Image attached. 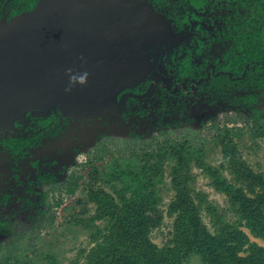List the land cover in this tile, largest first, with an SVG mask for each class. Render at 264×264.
I'll use <instances>...</instances> for the list:
<instances>
[{
	"label": "rangeland",
	"instance_id": "374dc122",
	"mask_svg": "<svg viewBox=\"0 0 264 264\" xmlns=\"http://www.w3.org/2000/svg\"><path fill=\"white\" fill-rule=\"evenodd\" d=\"M185 98L164 104L130 99L126 110L137 112L131 120L119 121V114L67 124L53 119L57 123L39 129L45 136L28 159H14L1 141L9 133L25 137L39 125L0 129V262L18 253L33 264L119 261L126 247L120 227L132 221L127 201L135 198L136 186L147 184L163 216L148 234L157 248H177L176 234L183 238L177 213H170L183 194L208 233L239 240L238 257L264 249V236L253 234L245 213L260 195L251 177L264 180V138L252 137L249 119L235 110L217 109L204 97L196 103ZM40 175L46 179L38 180ZM133 175L139 176L135 184ZM200 239L176 259L179 264H209Z\"/></svg>",
	"mask_w": 264,
	"mask_h": 264
},
{
	"label": "water",
	"instance_id": "95a60500",
	"mask_svg": "<svg viewBox=\"0 0 264 264\" xmlns=\"http://www.w3.org/2000/svg\"><path fill=\"white\" fill-rule=\"evenodd\" d=\"M175 38L146 0H39L2 17L0 126L14 129L28 113L44 117L55 108L77 120L120 113L134 96L124 91L153 69L156 47Z\"/></svg>",
	"mask_w": 264,
	"mask_h": 264
},
{
	"label": "trees",
	"instance_id": "16d2710c",
	"mask_svg": "<svg viewBox=\"0 0 264 264\" xmlns=\"http://www.w3.org/2000/svg\"><path fill=\"white\" fill-rule=\"evenodd\" d=\"M240 1L245 9L237 23L233 24L234 27L230 24L236 44V54L233 51L232 55H229V64L232 63L233 67H236L240 63L238 69L231 68L233 72L238 71L237 73L240 74L244 64L252 61L253 63L247 70L244 79L237 81L236 84H232L226 77L221 76L220 81H211L209 87L213 89L214 96L218 97L220 94L223 102L238 109L241 117L249 119L252 137L264 138V0ZM230 8L235 9V6L230 5ZM26 118L31 119L30 113L24 119L17 121L15 126H24ZM38 120L42 121L40 118ZM31 143V140L21 138L5 141V144L14 151H19L24 145ZM138 177L133 175L131 183L135 184ZM251 180L259 186L260 195H258L257 204L252 206L249 211L245 210V213L249 217L253 234L259 237V235L264 236V180L262 177H251ZM178 181L179 179L175 177L172 181L173 185H179ZM220 184L224 185L222 182ZM151 186L149 184L136 186L134 188L135 198L127 201L130 206L127 211L130 212L132 221L125 229L123 226L120 227L122 229L120 241L123 245L126 243L125 252L121 259H118L119 261H111L110 264H137L138 262V264H179V260L176 259L183 257V252L189 250L190 243L200 237L203 239H200L198 243L204 244L205 249L201 247V250L207 256L209 264H264V249L260 248L259 252L238 257L236 250L239 240L223 236L214 237L208 233L201 224L200 217L194 211L195 206L192 201L183 194L179 195L184 196V199L178 195V201L170 205V213H177L175 224L183 238L176 234L174 243L177 248L166 250L157 248L149 240L148 234L152 228L160 226L163 216L158 209V197ZM216 187L222 190L218 184ZM250 192H254V190L251 189ZM99 215L102 214L99 213ZM257 221L262 222L263 226L261 227ZM184 229V232L181 231ZM110 245L112 247L113 244L110 243ZM49 259L53 260V257L49 256ZM138 260H141L142 263ZM88 262H90L89 264H103L100 259H89ZM0 264H33V262L27 255L18 253L12 257H6Z\"/></svg>",
	"mask_w": 264,
	"mask_h": 264
},
{
	"label": "flooded vegetation",
	"instance_id": "af4514ba",
	"mask_svg": "<svg viewBox=\"0 0 264 264\" xmlns=\"http://www.w3.org/2000/svg\"><path fill=\"white\" fill-rule=\"evenodd\" d=\"M39 0H0V19L13 18L21 13L31 11ZM151 5L156 13L163 16L170 24L171 31L174 33L175 40L169 44L165 42L156 48L162 50L158 58L150 59L153 64V69L148 73L146 79L138 84L135 88L126 89L124 92L133 93V97H128L125 100L124 109L115 115L119 114V121L131 120L137 113L126 110L128 101H139L146 98L152 101H159L164 104V99L183 97L189 99L190 103H196L200 98H207L217 109H235L223 102V98L216 97L213 94V89L209 87L211 81H220L221 76L232 84L244 79L247 70L253 63H246L240 74L233 72L231 68L238 69L240 63L233 67L232 63L229 64V55L235 52L234 38H233V24L237 23L238 18L244 12L240 0H146ZM235 6V9L230 8V5ZM31 6V7H30ZM30 7V8H29ZM213 24V28L206 27L207 23ZM232 24V27L230 26ZM179 37V38H178ZM155 50V49H154ZM153 50V51H154ZM151 51V50H150ZM236 54V52H235ZM154 73V74H153ZM153 74V76H152ZM224 80V79H223ZM225 82V81H223ZM157 102V103H159ZM53 109L48 115L44 117H33L25 119L24 124L27 122L34 125H39L38 129H34L28 135L17 136L9 133L2 141L1 144L7 153L14 159L31 158L35 153L34 151L38 142H40L45 135H43L41 127L47 128L48 124L56 119L63 124L69 121H92L99 119L89 118L77 120L73 117L64 116L58 109ZM136 112V113H135ZM142 113V111H139ZM139 113V115L141 114ZM59 117H54L55 115ZM113 114L114 113H105ZM31 115V114H30ZM196 116V114H193ZM103 116V115H102ZM195 116H190L195 119ZM26 117V116H25ZM24 117V118H25ZM23 118V119H24ZM42 119V121L38 119ZM210 119H214L211 117ZM22 120V119H21ZM20 121V120H19ZM17 122V121H16ZM15 122V123H16ZM14 129L21 127L15 126ZM24 125V126H25ZM59 125V124H58ZM4 132H9L14 129H5L0 126ZM58 128L51 130L58 131ZM31 140L32 143L24 145L19 151H14L5 144V141L14 139ZM32 165L37 166L36 161ZM14 167V166H13ZM19 174H14V178L18 179ZM40 178V179H39ZM38 180L46 179L45 176L40 175ZM32 185L33 182L29 181ZM3 185L1 184V187ZM28 187L27 190H30Z\"/></svg>",
	"mask_w": 264,
	"mask_h": 264
},
{
	"label": "clouds",
	"instance_id": "9594fccd",
	"mask_svg": "<svg viewBox=\"0 0 264 264\" xmlns=\"http://www.w3.org/2000/svg\"><path fill=\"white\" fill-rule=\"evenodd\" d=\"M86 76H87V74L85 73V74L79 76L77 79L79 80L80 83H84L86 80Z\"/></svg>",
	"mask_w": 264,
	"mask_h": 264
},
{
	"label": "bare ground",
	"instance_id": "6f19581e",
	"mask_svg": "<svg viewBox=\"0 0 264 264\" xmlns=\"http://www.w3.org/2000/svg\"><path fill=\"white\" fill-rule=\"evenodd\" d=\"M144 61H146L145 59H141V62L138 61L140 64H142V66L144 67L143 70H146L147 69V63H143Z\"/></svg>",
	"mask_w": 264,
	"mask_h": 264
}]
</instances>
